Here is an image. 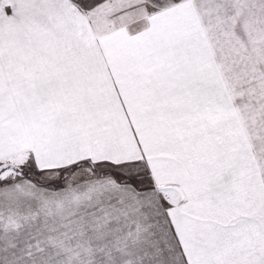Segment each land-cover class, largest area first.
<instances>
[{
    "label": "snow or ice",
    "instance_id": "1",
    "mask_svg": "<svg viewBox=\"0 0 264 264\" xmlns=\"http://www.w3.org/2000/svg\"><path fill=\"white\" fill-rule=\"evenodd\" d=\"M0 264H264V0H0Z\"/></svg>",
    "mask_w": 264,
    "mask_h": 264
}]
</instances>
